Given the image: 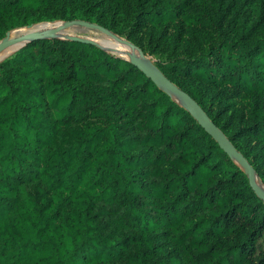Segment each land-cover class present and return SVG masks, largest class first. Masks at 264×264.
Here are the masks:
<instances>
[{
	"label": "trees",
	"instance_id": "16d2710c",
	"mask_svg": "<svg viewBox=\"0 0 264 264\" xmlns=\"http://www.w3.org/2000/svg\"><path fill=\"white\" fill-rule=\"evenodd\" d=\"M57 18L146 35L264 185V0H0V38ZM0 264H264V205L128 54L39 39L0 63Z\"/></svg>",
	"mask_w": 264,
	"mask_h": 264
},
{
	"label": "water",
	"instance_id": "95a60500",
	"mask_svg": "<svg viewBox=\"0 0 264 264\" xmlns=\"http://www.w3.org/2000/svg\"><path fill=\"white\" fill-rule=\"evenodd\" d=\"M72 26L84 27L90 30H96L98 32L103 33L104 35L116 40L117 42L122 43L123 41L112 34L110 31L105 29L102 26L97 24L89 23L86 21L74 20L68 21L64 24L51 29L46 32H37L31 35H21L15 38H10L8 35L3 40L0 41V52L6 48L11 46H18L17 50L24 47L26 44L39 40V39H52L59 36H62V31L66 28H70ZM73 40H80L84 42H89L93 44H97L92 40L82 39L79 37H68ZM125 43V42H124ZM98 45V44H97ZM101 47V46H100ZM102 49L107 50L109 46L105 45L101 47ZM130 53L128 54V58L130 63L136 67L140 72H142L148 79H150L155 86L161 89L163 92L167 93L171 96V98L177 101L178 99L182 100V105L184 109L198 122V124L205 130V132L210 135L220 146V148L230 156L235 163L240 167L243 173L247 176L249 186L253 190L256 197L262 200L264 205V192L262 191L260 184L258 182L257 176L254 172L253 167L248 163V161L244 158V156L236 150V148L231 144V142L226 138V136L222 133V131L214 125V123L209 119L206 113L202 110V108L184 91L180 90L175 84H173L170 80H168L159 70H157L153 65H147L144 62L142 55L139 53L136 55L135 49L132 45H129ZM16 50V51H17Z\"/></svg>",
	"mask_w": 264,
	"mask_h": 264
},
{
	"label": "rangeland",
	"instance_id": "374dc122",
	"mask_svg": "<svg viewBox=\"0 0 264 264\" xmlns=\"http://www.w3.org/2000/svg\"><path fill=\"white\" fill-rule=\"evenodd\" d=\"M126 19L129 20L128 17ZM65 22H68V21L57 18V19H53V20H46V21H40L38 23L29 24L25 27L44 24L45 25L44 28L40 29L39 32H46V31H49L51 29H54V28L64 24ZM25 27L13 29V30L6 32L4 34V36L0 38V41L3 40L8 35L12 34L14 31L20 30V29L25 28ZM62 32H63L61 34L62 36L79 37L82 39L92 40L93 42L97 43L101 47H104L105 45H107V46H109V48H106V49L109 52L116 54V55H119V56H124V55L129 54L131 52L129 49V45H132L135 49L136 55H138L140 53L142 55L143 59L146 58L148 61H150L151 65H153L157 70H159L156 66V64L158 63L157 62L158 60L156 58V54L158 53V49L147 46V44H149L150 41H149L148 37L144 34H136L135 40H133V42H135V44H137L138 46L145 47L147 49V51H152V54H144V52H142V50H140L137 45L130 43L132 41L125 35L116 34V36L120 40L123 41L122 43H120V42H117L116 40L104 35L101 32H98L96 30L86 29L84 27H79V26H72L70 28H66ZM7 49H5V50H7ZM11 56H9L8 58H10ZM8 58H6V59H8ZM6 59H4V60H6ZM4 60H2L0 63H2ZM255 174H256V172H255ZM256 176H257L259 184H261L264 187L263 183L261 182V179L258 177L257 174H256Z\"/></svg>",
	"mask_w": 264,
	"mask_h": 264
},
{
	"label": "bare ground",
	"instance_id": "6f19581e",
	"mask_svg": "<svg viewBox=\"0 0 264 264\" xmlns=\"http://www.w3.org/2000/svg\"><path fill=\"white\" fill-rule=\"evenodd\" d=\"M44 24L43 25H33V26H28L25 28H22L20 30L14 31L12 34H10V38H15L21 35H31L33 33H37L39 32L40 29L44 28ZM18 46H11L9 47L7 50H2L0 52V62L6 58H8L9 56H11L13 53L16 52ZM144 62L147 65H150V61H148L146 58H144ZM177 101L182 104V100L177 98ZM260 187L262 189V191L264 192V187L260 184Z\"/></svg>",
	"mask_w": 264,
	"mask_h": 264
}]
</instances>
